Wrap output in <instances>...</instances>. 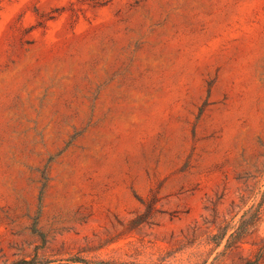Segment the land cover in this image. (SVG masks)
<instances>
[{
    "label": "rangeland",
    "instance_id": "374dc122",
    "mask_svg": "<svg viewBox=\"0 0 264 264\" xmlns=\"http://www.w3.org/2000/svg\"><path fill=\"white\" fill-rule=\"evenodd\" d=\"M33 256L264 264V0H0V264Z\"/></svg>",
    "mask_w": 264,
    "mask_h": 264
},
{
    "label": "trees",
    "instance_id": "16d2710c",
    "mask_svg": "<svg viewBox=\"0 0 264 264\" xmlns=\"http://www.w3.org/2000/svg\"><path fill=\"white\" fill-rule=\"evenodd\" d=\"M240 231H236L233 234H231L230 238H235L236 236H238ZM235 240V239H234ZM237 242V240H236ZM71 263H84V264H88L89 262H86L85 260H71ZM9 264H48L47 261H43V260H39L37 256H33L32 258L29 259H19L16 261H13Z\"/></svg>",
    "mask_w": 264,
    "mask_h": 264
}]
</instances>
